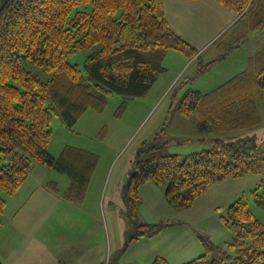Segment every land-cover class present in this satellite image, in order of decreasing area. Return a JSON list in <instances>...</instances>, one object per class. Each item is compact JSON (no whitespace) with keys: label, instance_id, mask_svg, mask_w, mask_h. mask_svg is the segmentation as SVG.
I'll use <instances>...</instances> for the list:
<instances>
[{"label":"trees","instance_id":"obj_1","mask_svg":"<svg viewBox=\"0 0 264 264\" xmlns=\"http://www.w3.org/2000/svg\"><path fill=\"white\" fill-rule=\"evenodd\" d=\"M239 14L244 34H264V0H215ZM221 36L214 44L224 51ZM232 42V41H231ZM239 42V40H238ZM90 50L83 69L68 58ZM228 50H225L228 52ZM175 51L192 59L197 50L173 31L164 0H3L0 5V192L11 196L22 186L35 160L66 174L68 202L84 200L97 156L64 146L57 157L48 152L52 117L71 129L87 111H102L108 97H143L165 71L164 59ZM218 58L209 62L205 70ZM248 68L215 89L185 90L173 96L168 124L179 115L194 118L201 132L231 133L259 125L264 94V42L249 57ZM48 75L46 80L27 66ZM160 129L143 144L124 194L133 214L142 185L165 186L168 204L189 208L214 183L229 176L262 174L264 140L214 139V146L180 158L169 152ZM52 190L56 192L55 186ZM264 207V199L251 192ZM6 201L0 196V212ZM240 196L228 206L223 223L234 233L223 247L202 240L204 253L186 264H264V222ZM148 225H145L146 227ZM164 226V224H163ZM161 225L152 233L156 234ZM145 233L136 234L139 239ZM0 264H3L0 261ZM154 264H166L157 259Z\"/></svg>","mask_w":264,"mask_h":264},{"label":"rangeland","instance_id":"obj_2","mask_svg":"<svg viewBox=\"0 0 264 264\" xmlns=\"http://www.w3.org/2000/svg\"><path fill=\"white\" fill-rule=\"evenodd\" d=\"M167 15L176 28V19L168 8ZM204 16L201 14L199 23ZM207 21L205 16L203 22ZM240 25L244 22L219 35L229 43L224 51L215 44H207L208 37L198 40L190 30L183 37L177 33L197 50L199 60H190L177 52L182 63L174 60L168 65L169 55L173 53L169 51L160 84L143 97L127 101L124 109L122 97L114 94L108 97L102 111L87 110L71 129L53 116L49 154L57 157L64 146L76 147L97 156L96 168L84 200L68 202L62 194L70 186L69 177L33 160L30 174L15 194L8 196L0 192L6 201L0 212V261L3 264H154L159 258L166 264H186L204 253L202 240L223 247L233 239L234 233L221 217L226 216L228 206L240 196L246 197L250 212L264 222V207L251 195L256 190L264 199L262 174L229 176L214 182L189 208L168 204L165 186L147 183L140 187V199L131 214L124 194L138 152L160 129L165 132L163 138L169 144V152L180 158L212 148L214 139L223 142L254 139L257 143L264 140V94L258 105L259 125L248 130L201 132L194 118L179 115L168 124L169 107L176 92L178 96L187 89L207 93L248 68L249 57L264 42V34H244V41L240 42L244 32ZM90 53V50H78L67 60L83 69ZM217 58L205 70L206 64ZM26 66L42 80L48 78L41 70ZM49 182L54 183L58 192L44 188ZM157 225L161 228L152 235ZM35 227L40 228L37 235L32 230ZM141 232L145 234L131 240Z\"/></svg>","mask_w":264,"mask_h":264},{"label":"crops","instance_id":"obj_3","mask_svg":"<svg viewBox=\"0 0 264 264\" xmlns=\"http://www.w3.org/2000/svg\"><path fill=\"white\" fill-rule=\"evenodd\" d=\"M164 4L166 7L165 8L166 18L168 19L170 26L176 33H178L183 37L190 30L191 34L196 35L198 40L206 39V37H208L206 39L207 44L210 43L211 45H214V42L219 37V35L222 34L224 35L228 31V29L231 28L232 26H235L238 23L241 24V20L239 19L240 17L239 14H236L233 11L226 9L215 0H164ZM167 8H168V12H170L176 19L175 20L176 28L173 27L172 23L168 18ZM201 14L207 16L208 18L207 22H203L205 17L204 16L202 17V22L199 23L201 19ZM240 26L243 29L245 28L244 25H240ZM170 52L173 53L169 55V59L167 62L168 65H171L174 62V60H177L178 63H182L181 61L183 59L179 57L180 55H178L177 52L174 51H170ZM190 60H199V59L196 55ZM160 78L161 75L158 77V79L156 80V82L153 84V86L150 88L149 91L153 90V88H155L160 84L159 83ZM52 184L54 183L49 182L47 184H44V188L48 190H52V187L54 186ZM55 188L57 187L55 186ZM56 192H58L57 189ZM32 230L33 233L37 235V233L40 231V228L35 227L32 228Z\"/></svg>","mask_w":264,"mask_h":264}]
</instances>
